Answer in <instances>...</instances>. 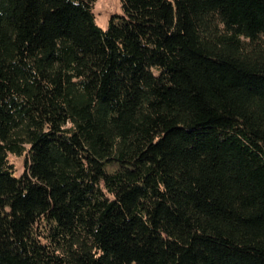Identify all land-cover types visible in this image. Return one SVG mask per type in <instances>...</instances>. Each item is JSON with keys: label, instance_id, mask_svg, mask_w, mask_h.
Listing matches in <instances>:
<instances>
[{"label": "trees", "instance_id": "16d2710c", "mask_svg": "<svg viewBox=\"0 0 264 264\" xmlns=\"http://www.w3.org/2000/svg\"><path fill=\"white\" fill-rule=\"evenodd\" d=\"M93 2L0 0V264H264V0Z\"/></svg>", "mask_w": 264, "mask_h": 264}, {"label": "rangeland", "instance_id": "374dc122", "mask_svg": "<svg viewBox=\"0 0 264 264\" xmlns=\"http://www.w3.org/2000/svg\"><path fill=\"white\" fill-rule=\"evenodd\" d=\"M92 10L96 25L104 29L110 15L121 13L120 0H94ZM7 158L13 166L14 174H19L23 169L24 155L14 156L8 154ZM106 168L108 171H112L118 168V166L116 164H109Z\"/></svg>", "mask_w": 264, "mask_h": 264}]
</instances>
